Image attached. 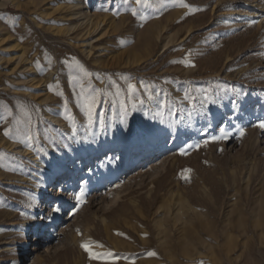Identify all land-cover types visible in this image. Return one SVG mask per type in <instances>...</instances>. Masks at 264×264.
<instances>
[{
	"label": "rangeland",
	"instance_id": "374dc122",
	"mask_svg": "<svg viewBox=\"0 0 264 264\" xmlns=\"http://www.w3.org/2000/svg\"><path fill=\"white\" fill-rule=\"evenodd\" d=\"M262 121L264 0H0V264H264Z\"/></svg>",
	"mask_w": 264,
	"mask_h": 264
},
{
	"label": "snow or ice",
	"instance_id": "6c2138e0",
	"mask_svg": "<svg viewBox=\"0 0 264 264\" xmlns=\"http://www.w3.org/2000/svg\"><path fill=\"white\" fill-rule=\"evenodd\" d=\"M137 3H147V0H137ZM149 6H151V5H149ZM132 15H136V13L133 12ZM191 66H194V65H191ZM85 75H88V74L85 73ZM129 90H130L131 92H135V91H136V85L130 84V85H129ZM149 98L151 99V96H150ZM85 106H86V114L88 115L89 121H90V123H91V122H92V113H93L94 109L98 106V105H97L96 98H95V97H92L91 99H86V100H85ZM258 127H260L261 129H264V121H262V122L258 125ZM9 134H10L9 131H6V132H5V135H6V136H8ZM240 134H241V136H243L245 133H244L243 130H241V133H240ZM226 137H227V133H225V138H226ZM27 139L30 141V140L32 139V137H31V136H28ZM213 139L215 140V138H213ZM221 151H222V150H221ZM187 171L190 172L191 170L189 169V170H187ZM183 178L188 179L189 177L184 176ZM50 211L53 212V213H59V212L61 211V209H60L59 207H57V206H53V207L50 209ZM81 247H83L84 250H85L86 252H90V245H89V244H87V243L82 244ZM106 255L111 256L112 253L109 252V253H107ZM149 255H150V256H155L156 253H154V252H153V253H149ZM90 256H91V259H93V260H96V259L99 258V257L97 256V254H95V253H91V252H90Z\"/></svg>",
	"mask_w": 264,
	"mask_h": 264
},
{
	"label": "bare ground",
	"instance_id": "6f19581e",
	"mask_svg": "<svg viewBox=\"0 0 264 264\" xmlns=\"http://www.w3.org/2000/svg\"><path fill=\"white\" fill-rule=\"evenodd\" d=\"M90 56V55H89ZM88 56V57H89ZM10 146H14V145H10ZM18 148V147H17ZM11 149V148H10ZM22 152V151H21ZM25 152V151H24ZM34 158V157H33ZM35 160H37V159H35ZM134 167V165H130L129 167H128V169H131V168H133ZM74 176V175H73ZM44 189H45V184H44ZM117 199L115 200V199H113L114 201L112 202V203H116L118 200H120V197H119V195L116 197ZM68 202V201H67ZM62 207H64V206H62ZM61 212V211H60ZM53 222H54V219L53 218H51L49 221H48V224H49V227H51V226H53L54 224H53ZM28 251H29V248L27 247L26 248ZM41 249V248H40ZM9 250V249H8ZM36 251H40L39 249H36ZM30 252H32V250H30Z\"/></svg>",
	"mask_w": 264,
	"mask_h": 264
}]
</instances>
